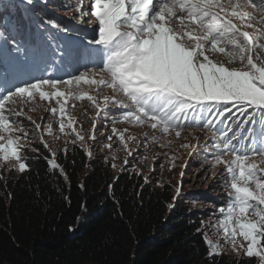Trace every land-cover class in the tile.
<instances>
[{
  "label": "snow or ice",
  "instance_id": "obj_1",
  "mask_svg": "<svg viewBox=\"0 0 264 264\" xmlns=\"http://www.w3.org/2000/svg\"><path fill=\"white\" fill-rule=\"evenodd\" d=\"M23 2L31 7L35 0ZM63 6L76 9V24L68 27L40 18L43 37L28 44L17 39L7 9L0 14V162L21 173L27 169L20 152L27 148L29 132L20 123L23 110L15 105L37 93L42 100L55 99L59 108L50 112H59L61 132L66 126L75 132L64 119L68 98L76 92L77 99L91 102L97 115L114 105L119 119L149 125L165 137V145L170 132L180 138L182 129L202 127L213 133L211 146L206 138L203 149L205 164L213 169L223 165L227 195L218 209V241L205 237L208 254H223L222 239L237 255L255 256L264 264V167L255 159L264 164V0H76ZM50 62L61 68H93L60 79L48 76ZM97 72L102 74L99 79L89 78ZM82 81L108 87L114 95L103 96L104 104H98L79 89ZM9 101L12 107L6 105ZM43 127L50 132V125ZM95 129L94 120L90 139H95ZM112 132L131 155L124 133L115 127ZM76 138L84 146V137L76 133ZM148 139L155 142L158 136L146 137L145 146ZM41 143L47 148L42 136ZM191 147L195 152L198 145ZM48 163L59 167L53 160ZM210 175L216 179L221 173Z\"/></svg>",
  "mask_w": 264,
  "mask_h": 264
},
{
  "label": "trees",
  "instance_id": "obj_2",
  "mask_svg": "<svg viewBox=\"0 0 264 264\" xmlns=\"http://www.w3.org/2000/svg\"><path fill=\"white\" fill-rule=\"evenodd\" d=\"M24 156L23 173L0 179V264H257L209 256L200 210L173 201L166 184L113 177L76 145L57 152L55 169L40 142ZM194 194L214 204V192Z\"/></svg>",
  "mask_w": 264,
  "mask_h": 264
},
{
  "label": "rangeland",
  "instance_id": "obj_3",
  "mask_svg": "<svg viewBox=\"0 0 264 264\" xmlns=\"http://www.w3.org/2000/svg\"><path fill=\"white\" fill-rule=\"evenodd\" d=\"M75 3L76 0H35L34 4L29 7L23 0H0V14L4 8L9 7L13 14L21 11L22 23L28 22L30 26H33L35 22L41 25L43 21L40 18H43V20L62 18V26L69 25V27H72L76 24V21L72 19L76 15V9L74 7H64L63 5H74ZM17 8L20 10H16ZM88 11L90 12V6ZM43 12L47 14L44 15ZM38 13L41 15H37ZM257 15H259V12H257ZM45 26L46 24L43 27ZM13 27L17 28V31L20 30L14 24ZM249 31L251 30L249 29ZM87 39H91V35L85 37V40ZM213 58L220 59L221 57L214 56ZM236 66L238 67L239 65ZM92 68V64H88L87 68L76 64H66L61 68L57 62H50L46 68V72L48 76L53 78L68 79L70 75H78L81 71H88ZM100 75L102 74L97 72L95 77L90 75L89 78L99 79ZM104 75L107 79L106 74ZM71 87L74 90L77 88L76 85H72ZM78 87L88 95H92L96 99V102L101 105L104 104L103 96L114 95L108 87L101 86L97 88L95 85H88L83 81ZM44 90L49 91L47 88ZM77 95H79V92H76L73 97L68 98V103L65 105L66 116L64 119L65 125L69 121L72 122V128L75 129V132L67 126L64 132L59 130V112L56 114L50 112L51 108H59L55 99L42 100L37 93L27 103L21 104L19 101L16 103L15 107L17 110H23V116L19 118L20 123L29 132V138L25 141L27 143L26 149L33 150L35 143H41L42 136L48 145L46 149L50 155L49 160H53L55 163H57V152H64L69 150L71 146L76 145L81 147L85 153L86 151L90 152L91 155H87L89 158H101V161L107 164L108 172L113 177L126 172L134 178L141 177L143 181L149 182L152 187L157 188L166 184L172 194V200L175 196V200L187 203L189 208L200 210L203 216L201 223L203 222L204 240L206 237L214 243L217 242L218 231L216 225L221 218L218 209L225 204L227 195L226 189L223 187V165H218L213 169L205 164L203 149L206 145V138L207 145L211 146L213 133L204 130L202 127L184 128L181 130L180 138H177L174 132H170L167 136V141H170V143L165 145V137L156 130L151 129L149 125H138L119 119L118 117L121 113L115 110L114 105H109L108 111H101L97 115V110L91 102L86 97L77 99ZM5 103L9 107L13 106L11 101ZM28 117H31L32 121L41 124V129L36 130L34 125L27 119ZM94 120L96 124L94 131L95 139H90L89 137L93 135ZM113 121L115 122L113 123ZM45 125H50V132L44 130L43 126ZM16 127H19V125H16ZM113 127L124 133L128 150L132 152L131 155H128V151L119 142L118 136L113 134ZM76 133L84 137V146H82L81 141L77 140ZM109 136H112L111 141L108 139ZM130 136L134 137V139L129 140L128 137ZM153 136H158V140L154 142L148 139L147 146H145L143 141H145L146 137L151 138ZM107 144H111V148L105 147ZM185 144L189 145V147H181V145ZM193 145H198L195 152H193V148L191 147ZM24 150H21L20 155L25 161ZM190 152H193L191 156L189 155ZM125 159H127V163H125ZM255 159L259 166L264 167V164L260 163L259 157ZM213 171L221 173V175L213 179L210 175ZM20 173L16 169H9L6 162H0L1 180L10 177L14 178ZM182 173L183 175H181ZM145 177H147V180ZM177 188H180L178 196L176 194ZM211 191L214 192L212 199L214 204L209 205L202 198H200L199 202L195 201L197 199V196L194 194L195 192ZM186 198L189 200H185ZM240 240L243 242L242 238ZM219 243L223 254H226L229 259L249 258L243 254L237 255L222 239L219 240ZM207 248L209 253V247L207 246ZM253 258L257 264H260L258 257L254 256Z\"/></svg>",
  "mask_w": 264,
  "mask_h": 264
}]
</instances>
